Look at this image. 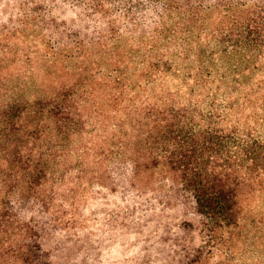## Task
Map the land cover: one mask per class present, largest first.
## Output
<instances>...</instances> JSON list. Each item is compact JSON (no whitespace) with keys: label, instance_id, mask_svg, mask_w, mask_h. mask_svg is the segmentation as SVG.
<instances>
[{"label":"trees","instance_id":"1","mask_svg":"<svg viewBox=\"0 0 264 264\" xmlns=\"http://www.w3.org/2000/svg\"><path fill=\"white\" fill-rule=\"evenodd\" d=\"M16 7L33 15L57 84L0 94V264H54L47 221L27 211L56 212L69 156L92 125L99 157L126 158L133 184L160 169L195 212L196 224L180 226L198 227L201 241L181 244L180 264H233L264 246V0Z\"/></svg>","mask_w":264,"mask_h":264},{"label":"rangeland","instance_id":"2","mask_svg":"<svg viewBox=\"0 0 264 264\" xmlns=\"http://www.w3.org/2000/svg\"><path fill=\"white\" fill-rule=\"evenodd\" d=\"M10 1L0 0V94L23 89L24 96L30 97L53 90L57 83L46 75L49 63L40 58L35 46L33 15L24 13L19 18L14 13L16 0ZM69 80L64 75L58 81ZM177 84L173 80L170 86L176 89ZM101 135L102 130L92 125L84 140H78L77 145L84 146L69 156L66 168L75 182L69 181L62 191L69 192L57 202L56 214L46 215L40 206L27 211L47 221L45 241L53 247L54 264L182 263L185 252L181 244L201 241L198 227L180 226L186 219L196 224L195 212L189 210L186 199L181 201L173 179L159 174L160 169H155L156 177L145 173L133 184L126 158L99 157L101 144L95 143ZM243 248L241 243L237 249ZM263 255L264 246L259 245L232 263L264 264Z\"/></svg>","mask_w":264,"mask_h":264}]
</instances>
